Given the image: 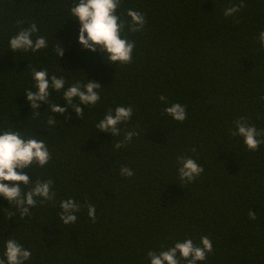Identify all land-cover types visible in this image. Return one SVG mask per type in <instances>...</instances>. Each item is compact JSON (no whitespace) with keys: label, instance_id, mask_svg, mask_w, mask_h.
Listing matches in <instances>:
<instances>
[{"label":"trees","instance_id":"trees-1","mask_svg":"<svg viewBox=\"0 0 264 264\" xmlns=\"http://www.w3.org/2000/svg\"><path fill=\"white\" fill-rule=\"evenodd\" d=\"M76 3L0 0V132L46 143L51 160L23 171L30 181L53 180L55 192L23 219L0 196V258L11 238L31 251L25 264H150V250L189 238L202 246L207 236L213 251L197 264H264V143L251 151L233 135L243 117L264 139V0H243L227 17L225 8L241 0H121L122 20L130 22L128 9L146 20L143 30L122 34L135 45L126 64L79 43L80 22L70 13ZM32 23L39 29L33 39L44 36L48 46L13 52L10 38ZM33 68L63 76L65 88L91 79L102 85L101 98L81 105L83 118L74 107L50 112L44 102L33 114L25 93L36 90ZM50 91L49 103L64 106L63 90ZM175 103L186 107L182 122L165 111ZM117 106L133 109L120 135L99 131L96 124ZM128 131L138 135L117 149ZM181 156L203 166L195 181L180 180ZM125 166L133 176L121 175ZM69 198L81 208L64 224L60 203Z\"/></svg>","mask_w":264,"mask_h":264},{"label":"clouds","instance_id":"clouds-1","mask_svg":"<svg viewBox=\"0 0 264 264\" xmlns=\"http://www.w3.org/2000/svg\"><path fill=\"white\" fill-rule=\"evenodd\" d=\"M121 0H78L70 8L71 17L80 22L79 43L84 48L93 52L99 49L104 58L110 63L119 62L126 64L131 62L134 49V42L122 38V34L127 27L132 32L144 29L146 20L143 13L128 9L126 15L131 18L130 22H126L117 15ZM244 6L243 0L240 4L232 5L225 8L224 15L232 16L239 12ZM22 23V21L17 22ZM39 31L37 25L32 23L29 27L22 28L10 38L9 47L13 52L16 51H32L37 52L48 46L44 36H38L33 39V34ZM260 43L264 44V31L259 35ZM56 54L62 57L65 52L63 46L55 49ZM32 78L35 81V91L26 90L27 100L33 110V114L38 115L36 111L41 102L48 104L50 112L67 113L69 107H74L78 116H84V107L87 105H95L100 100L98 89L101 84L89 79L87 83L77 81L76 83L65 88L66 80L63 76L57 77L55 74L49 77L47 69H32ZM62 91L63 99L66 102L64 106L60 104H50L49 97L51 91ZM78 99V103L76 100ZM163 101L166 99L160 96ZM165 111L177 121L187 119L186 107L175 103L167 107ZM132 107L117 106L113 110H109L104 118L96 124L99 131L110 132L115 136H119L121 129L119 125L132 118ZM244 118L238 119L236 131L233 135L244 138V143L251 151L259 148L264 139H258L261 135L255 125L243 122ZM48 125H54L56 120L47 119ZM134 135H138L133 131L125 133L124 140L115 144L117 149L126 146ZM195 151V149H193ZM51 160V153L43 140L35 138H24L19 130L0 132V196L15 205L17 211L21 213L20 218H24L29 214L30 208L36 206L38 198L41 203L51 201L55 197L52 191L53 180L47 181H30V177L23 170L31 168L33 164L41 167ZM180 163L179 178L185 183L195 181L204 171L202 165L191 157H178ZM122 176H133V170L129 167H122L120 170ZM6 181L8 183H6ZM22 185H27L28 190L24 191ZM62 209L60 219L64 224L74 223L77 220L76 213L80 211L81 205L74 198L62 200L60 203ZM15 214V213H14ZM13 214V215H14ZM88 215L93 222L96 218V208L94 205H88ZM251 219L255 220L257 214L249 211ZM201 245L197 246L192 239H186L183 242H176L173 247L167 250H161L158 254L155 251H149L147 256L150 258V264H180V260H187V264H197L198 261L207 259V254L213 251L212 241L207 237H201ZM179 253V257L177 256ZM32 256L30 250L24 248L15 239H8L5 242V252L3 258H0V264H25Z\"/></svg>","mask_w":264,"mask_h":264}]
</instances>
